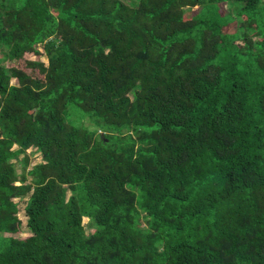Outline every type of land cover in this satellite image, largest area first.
Segmentation results:
<instances>
[{"label":"trees","instance_id":"trees-1","mask_svg":"<svg viewBox=\"0 0 264 264\" xmlns=\"http://www.w3.org/2000/svg\"><path fill=\"white\" fill-rule=\"evenodd\" d=\"M0 264H264V0H0Z\"/></svg>","mask_w":264,"mask_h":264},{"label":"rangeland","instance_id":"rangeland-1","mask_svg":"<svg viewBox=\"0 0 264 264\" xmlns=\"http://www.w3.org/2000/svg\"><path fill=\"white\" fill-rule=\"evenodd\" d=\"M126 1H129V0H126ZM42 50V48H40ZM26 57L29 58V59H40L42 61H44L45 63H48V60L46 58V56L44 55H38V54H35V53H32V52H28L26 53ZM17 79L16 78H13L12 79V82H15ZM87 124L91 127V128H94V125H92L90 123V121H87ZM99 132V135L100 134H103L101 133L102 131L101 130H98ZM36 148H31L28 150V154H31L30 152H34ZM23 155H21L20 157H22ZM42 161V156H41V153H34L31 155V165L30 167L35 164V163H38V162H41ZM19 166V165H18ZM20 171V169H19ZM29 181H31V177H29ZM27 198L28 197H24V198H19V197H16L14 198L15 201L18 203V206H19V212H18V216L19 218H21V221L23 222L22 224V232L20 234V236H22L23 238L28 236L29 234H31L28 226H27V215L25 213V205H26V201H27ZM88 218L87 217H84L83 218V221L85 223L88 222Z\"/></svg>","mask_w":264,"mask_h":264}]
</instances>
